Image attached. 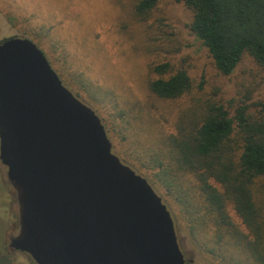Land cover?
Returning a JSON list of instances; mask_svg holds the SVG:
<instances>
[{
	"label": "water",
	"instance_id": "95a60500",
	"mask_svg": "<svg viewBox=\"0 0 264 264\" xmlns=\"http://www.w3.org/2000/svg\"><path fill=\"white\" fill-rule=\"evenodd\" d=\"M0 162L17 200L10 251L36 264H185L168 203L29 37L0 41Z\"/></svg>",
	"mask_w": 264,
	"mask_h": 264
},
{
	"label": "trees",
	"instance_id": "16d2710c",
	"mask_svg": "<svg viewBox=\"0 0 264 264\" xmlns=\"http://www.w3.org/2000/svg\"><path fill=\"white\" fill-rule=\"evenodd\" d=\"M157 1L136 0L133 12L147 19ZM174 1L190 11L188 28L221 75H231L246 54L264 72V0ZM148 73L146 102L177 103L172 129L153 126L141 107V116L119 109L115 118L141 127L132 137L141 150L121 157L177 206L200 251L224 264H264V102L257 112L246 99L227 105L204 92V79L196 83L170 61L149 63ZM88 101L99 104L94 96ZM99 115L110 133L112 122Z\"/></svg>",
	"mask_w": 264,
	"mask_h": 264
},
{
	"label": "rangeland",
	"instance_id": "374dc122",
	"mask_svg": "<svg viewBox=\"0 0 264 264\" xmlns=\"http://www.w3.org/2000/svg\"><path fill=\"white\" fill-rule=\"evenodd\" d=\"M135 2L0 0V41L14 36L31 38L48 56L63 82L112 122L109 135L120 157L126 149L130 154L141 150L132 142L141 127L115 118L119 109L138 114L141 107L146 119L154 117L153 126L165 132L172 129L177 103L158 99L146 102L149 63L170 61L175 69L188 70L196 83L204 79L208 96L232 107L246 99L257 112L258 103L264 102V72L249 55H244L231 75H221L203 43L189 30L191 13L182 3L158 0L147 19H142L133 12ZM80 82L86 84V92ZM90 96L99 99V104L92 105ZM143 135H149L148 128L143 129ZM167 203L186 257L194 259V264H224L194 245L180 210L174 203ZM18 230L16 193L0 162V264H36L27 253L10 251L9 237Z\"/></svg>",
	"mask_w": 264,
	"mask_h": 264
},
{
	"label": "flooded vegetation",
	"instance_id": "af4514ba",
	"mask_svg": "<svg viewBox=\"0 0 264 264\" xmlns=\"http://www.w3.org/2000/svg\"><path fill=\"white\" fill-rule=\"evenodd\" d=\"M178 240H179V244H180V237H179V235H178ZM180 247H181V249H182L181 244H180ZM182 251H183V249H182ZM183 253H184V251H183ZM184 256H185V259H186L185 264H194V262H195L194 259H188V258L186 257V255H185V253H184Z\"/></svg>",
	"mask_w": 264,
	"mask_h": 264
}]
</instances>
